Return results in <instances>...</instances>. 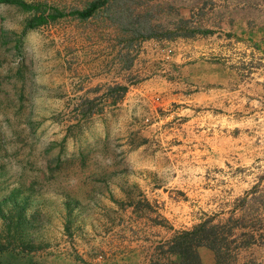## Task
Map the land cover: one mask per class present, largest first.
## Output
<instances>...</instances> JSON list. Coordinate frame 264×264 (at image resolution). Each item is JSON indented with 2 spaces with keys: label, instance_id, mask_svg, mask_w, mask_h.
Segmentation results:
<instances>
[{
  "label": "rangeland",
  "instance_id": "rangeland-1",
  "mask_svg": "<svg viewBox=\"0 0 264 264\" xmlns=\"http://www.w3.org/2000/svg\"><path fill=\"white\" fill-rule=\"evenodd\" d=\"M23 1L62 15L0 3V262L163 264L209 220L264 264V0Z\"/></svg>",
  "mask_w": 264,
  "mask_h": 264
},
{
  "label": "trees",
  "instance_id": "trees-1",
  "mask_svg": "<svg viewBox=\"0 0 264 264\" xmlns=\"http://www.w3.org/2000/svg\"><path fill=\"white\" fill-rule=\"evenodd\" d=\"M106 1L107 0H90L83 8L75 9L72 13L79 18H87L95 12L96 9L104 5ZM0 3L12 4L23 11H32V14L25 20L24 29L36 27L62 15L61 12L55 8H51L48 11L45 9L40 10V4H32L23 0H0ZM127 17L128 16L121 13L116 15L114 14L113 20L116 19V21L123 27L124 23H128L126 20ZM132 17V23H130L131 26L128 29L134 37L149 38L158 35L157 32L149 26V22L137 20V15ZM193 32V30H188L184 34H177L175 30H172V32H164L166 34L161 35L187 36L191 35ZM120 89L124 90V87H120ZM0 215H2L1 211ZM20 219L21 216L18 217V223H23L24 219ZM216 227L217 223L212 224L209 220H204L194 224L190 229L175 232L171 239L167 242L166 250L168 253L174 254L176 256V260H170L163 264H200L199 256L196 251V248L199 245H206L214 251L216 258L215 262L217 264L220 242L216 233ZM229 233H231V231ZM1 249L2 247L0 246V251ZM0 264L4 263L0 262Z\"/></svg>",
  "mask_w": 264,
  "mask_h": 264
}]
</instances>
